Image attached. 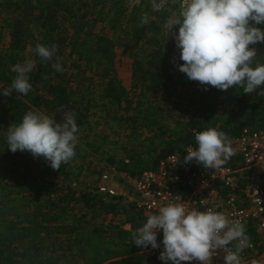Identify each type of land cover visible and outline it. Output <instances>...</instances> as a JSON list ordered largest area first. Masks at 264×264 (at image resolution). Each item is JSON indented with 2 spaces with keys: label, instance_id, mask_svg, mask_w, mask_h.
<instances>
[{
  "label": "trees",
  "instance_id": "1",
  "mask_svg": "<svg viewBox=\"0 0 264 264\" xmlns=\"http://www.w3.org/2000/svg\"><path fill=\"white\" fill-rule=\"evenodd\" d=\"M152 3L0 0V264H161L155 249L133 243L132 233L147 219L134 202L80 186L88 158L101 171L111 167L136 175L157 169L176 152L185 159L196 132L209 127L228 137L246 128L264 130L260 89L221 91L178 70L183 61L175 38L163 30L177 0H166L159 11ZM145 14L147 25L141 23ZM38 44L55 46L52 60L41 61ZM251 47L264 63V43ZM113 49L128 59L125 76L109 59ZM29 59L36 61L29 74L32 91L3 96L16 76L12 67ZM57 63L63 71L54 69ZM30 110L60 123L70 113L78 124L76 155L59 170L43 157L7 148L8 127ZM101 121L121 138H90L84 130ZM237 161L226 164L237 167ZM251 178L250 171L242 172L241 186ZM256 178L264 185V175Z\"/></svg>",
  "mask_w": 264,
  "mask_h": 264
},
{
  "label": "clouds",
  "instance_id": "2",
  "mask_svg": "<svg viewBox=\"0 0 264 264\" xmlns=\"http://www.w3.org/2000/svg\"><path fill=\"white\" fill-rule=\"evenodd\" d=\"M165 4L166 0H153L152 8L159 11ZM177 5L163 30L175 38L179 59L183 61L178 70L202 86L221 91L235 86L245 94L260 89L259 95H264V63L257 62V49L251 47L264 43V28L259 27L264 25V0H177ZM141 23H149L147 14ZM35 51L41 61H50L56 49L38 44ZM35 67L32 59L14 65L11 70L16 76L2 95L15 92L27 96L33 89L29 74ZM53 67L63 71L59 63ZM78 132V124L70 113L60 123L30 110L19 123L8 127L6 144L13 153L30 152L59 170L75 157ZM195 142L197 147L188 149L184 163L194 161L206 170H215L236 155L228 135L217 128L196 133ZM160 233L162 240H158ZM245 233L240 220H230L222 212L189 210L184 204L173 202L149 214L132 233V240L145 249L162 247L159 259L163 264H212L220 250L224 252V264H242L240 253L248 245Z\"/></svg>",
  "mask_w": 264,
  "mask_h": 264
},
{
  "label": "built area",
  "instance_id": "3",
  "mask_svg": "<svg viewBox=\"0 0 264 264\" xmlns=\"http://www.w3.org/2000/svg\"><path fill=\"white\" fill-rule=\"evenodd\" d=\"M229 138L236 151L233 157L238 159L237 167L225 164L219 169L206 170L200 164L184 163L181 154L176 152L164 158L157 169L136 175L108 167L95 185L96 192L106 199L122 198L121 193L110 185L111 178L118 176L131 188L134 195L131 202L146 216L173 202L182 203L189 210L222 212L230 220H240L245 225L248 245L240 253L242 264H264V185L256 178L264 175V130L246 128L240 136ZM196 147L189 145L186 150ZM244 171H250L252 178L242 187ZM77 185L73 184L74 187ZM131 226L130 222L124 224L126 229ZM159 235L163 236L162 233ZM155 250L159 258L162 247ZM223 256L224 252L220 250L212 264H224Z\"/></svg>",
  "mask_w": 264,
  "mask_h": 264
},
{
  "label": "rangeland",
  "instance_id": "4",
  "mask_svg": "<svg viewBox=\"0 0 264 264\" xmlns=\"http://www.w3.org/2000/svg\"><path fill=\"white\" fill-rule=\"evenodd\" d=\"M135 0H132V3ZM97 28L100 30L104 28L102 24H99ZM107 29V28H104ZM105 31V30H104ZM3 41H7V37L5 36V33L3 32ZM109 59L112 63L117 64L119 69L122 71L121 76L127 75V65H129L127 57L121 56L115 49L111 53H109ZM113 126L111 124H105L103 121L101 123L96 124L93 123L91 126L87 127L84 131L87 135L90 136V138H94L97 136L103 137V135H107L111 139H119L121 138L117 133L113 132ZM101 165L98 164L97 160L91 156L88 158V162L85 164L83 168V173L81 176V182L80 186H91L95 187L97 182L99 181L100 175H101ZM110 185L113 186L118 193H121L122 199L125 202H131L134 199L133 192L131 188L124 183L122 179H120L118 176H113L111 178Z\"/></svg>",
  "mask_w": 264,
  "mask_h": 264
}]
</instances>
